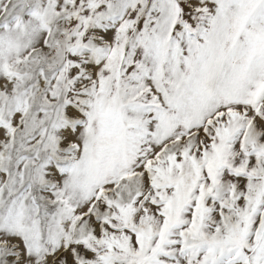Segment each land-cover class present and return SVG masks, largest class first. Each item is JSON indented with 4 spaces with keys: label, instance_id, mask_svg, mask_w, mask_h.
<instances>
[{
    "label": "snow or ice",
    "instance_id": "1",
    "mask_svg": "<svg viewBox=\"0 0 264 264\" xmlns=\"http://www.w3.org/2000/svg\"><path fill=\"white\" fill-rule=\"evenodd\" d=\"M0 264H264V0H0Z\"/></svg>",
    "mask_w": 264,
    "mask_h": 264
}]
</instances>
